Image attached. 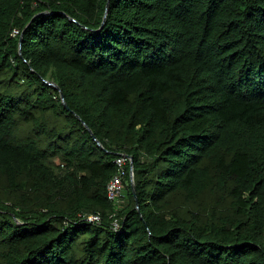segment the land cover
Instances as JSON below:
<instances>
[{"label":"trees","instance_id":"trees-1","mask_svg":"<svg viewBox=\"0 0 264 264\" xmlns=\"http://www.w3.org/2000/svg\"><path fill=\"white\" fill-rule=\"evenodd\" d=\"M106 2L0 0V264H264V0Z\"/></svg>","mask_w":264,"mask_h":264},{"label":"built area","instance_id":"built-area-1","mask_svg":"<svg viewBox=\"0 0 264 264\" xmlns=\"http://www.w3.org/2000/svg\"><path fill=\"white\" fill-rule=\"evenodd\" d=\"M18 33V30H13L11 35H15ZM129 157L125 155H120L114 159V163L117 167V173L110 179V181L106 185V196L107 199L114 204L119 202V198L123 191V175L125 174L124 166L129 162ZM129 174V173H128ZM83 220L88 223H99L100 222V214L93 213L88 215L81 216ZM113 228L119 229V221L114 218L113 219Z\"/></svg>","mask_w":264,"mask_h":264},{"label":"water","instance_id":"water-1","mask_svg":"<svg viewBox=\"0 0 264 264\" xmlns=\"http://www.w3.org/2000/svg\"><path fill=\"white\" fill-rule=\"evenodd\" d=\"M108 3H109V0H107L106 2V8H105V11H104V15H103V21H102V25L104 23V20H105V16H106V13H107V10H108ZM19 42H21V39L19 40ZM55 86V85H54ZM56 88H58L57 86H55ZM59 89V88H58ZM60 94V98H61V102L63 104V106L65 108H67V104L64 100V97H63V94L61 92H59ZM83 125L84 127L88 130V132L91 134L92 138L97 142V144L100 146L99 142L97 141V139L95 138V136L93 135L92 131L90 130V128L83 122ZM131 159V158H130ZM129 181H130V184L132 186V189H133V194H134V182H133V171H132V162L130 161V169H129Z\"/></svg>","mask_w":264,"mask_h":264}]
</instances>
